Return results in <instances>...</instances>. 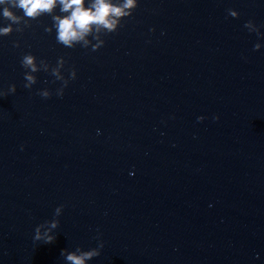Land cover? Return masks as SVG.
<instances>
[{
	"label": "clouds",
	"instance_id": "9594fccd",
	"mask_svg": "<svg viewBox=\"0 0 264 264\" xmlns=\"http://www.w3.org/2000/svg\"><path fill=\"white\" fill-rule=\"evenodd\" d=\"M61 12H68L72 9L69 15L61 18L58 15L52 16L53 27L56 29V40L58 43L62 44L67 48L74 47V42L83 41V46H88V41L85 39L86 35L92 32V26L95 25L96 32L101 30V27L107 30L108 33H112L121 27V19L132 16L135 9L138 7V0H122L120 4H114L110 0H92L90 7L85 8L84 0H59ZM11 4L12 7L18 8L23 11V17L29 19H36L44 13L51 14L54 7L57 4V0H0V5ZM229 15L232 17H238V13L232 9L228 10ZM2 16L7 21H10L8 26L0 27V36L11 35L13 31L22 32L23 29L17 27L13 28L12 25H19L21 23V17L16 15L14 12L10 11L8 7L2 9ZM245 28L254 30L258 35L259 28L254 27L252 21H248ZM45 31L51 33V28H45ZM154 31V29H153ZM98 39V37H94ZM105 41L100 40L99 43L92 46V50H98L103 46ZM15 47H19V42H14ZM260 48L259 44L254 45V50ZM36 57L31 53L25 54L21 59V66L25 69L24 72V87L31 89L34 84L37 83V78L31 73L37 72L39 69L36 64ZM44 65L45 70H47V64L44 60L40 61ZM59 67H63L65 60L61 57L57 61ZM56 77L57 80L63 81V86L59 88L56 92L58 96L63 95V89L67 86L68 80L65 79L59 73V68H54L51 73ZM76 78V70L73 68L70 71V79ZM16 85L11 84L8 87L7 92H0V96H6L8 93H15ZM43 98H49L52 93L48 90H40L38 93ZM198 121L204 119V117H198ZM214 119H219V117H214ZM63 210V205L55 209V216H59ZM52 228H57L59 225V220L53 219L51 222ZM97 239H99L97 237ZM35 241L43 240L45 243H51L54 237L48 235L47 232L41 233L40 227L35 229ZM103 241H100L96 248L89 251H83L79 255L75 252L67 253L65 256L66 262L70 264H85V261L91 260L92 258L100 255V250L103 248Z\"/></svg>",
	"mask_w": 264,
	"mask_h": 264
}]
</instances>
